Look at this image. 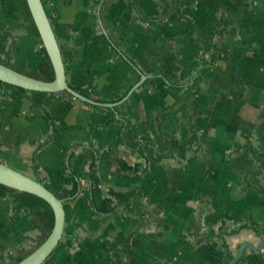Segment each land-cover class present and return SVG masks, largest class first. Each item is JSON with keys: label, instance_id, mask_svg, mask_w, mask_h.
<instances>
[{"label": "crops", "instance_id": "crops-1", "mask_svg": "<svg viewBox=\"0 0 264 264\" xmlns=\"http://www.w3.org/2000/svg\"><path fill=\"white\" fill-rule=\"evenodd\" d=\"M22 3L0 0V57L37 71L41 44ZM43 3L70 86L115 105L0 84V162L58 193L81 185L63 200L76 229L42 264H220L245 242L261 245L264 0H195L174 11L172 0ZM219 29L234 37L211 61L205 46ZM174 72L181 89L166 77ZM168 135L183 154L164 155ZM142 136L151 142L141 151L127 146ZM94 158L103 196L138 189L155 218L95 209ZM35 225L0 191V263L35 244ZM237 264H264V247H246Z\"/></svg>", "mask_w": 264, "mask_h": 264}, {"label": "trees", "instance_id": "trees-1", "mask_svg": "<svg viewBox=\"0 0 264 264\" xmlns=\"http://www.w3.org/2000/svg\"><path fill=\"white\" fill-rule=\"evenodd\" d=\"M22 1H23L22 7L24 11V20L27 23L32 25L34 34L38 38L41 44L40 51L42 55H41L38 70L31 71V70H28L25 66L17 65L13 63L11 59V55L9 54H7L5 57H0V62L13 69H16L17 71L27 74L29 76L38 78L43 81H52L55 78V71H54L53 64L47 54L46 49L43 46L42 39L40 37L39 31L36 27V24L29 10L28 4L26 0H22ZM194 2L195 0H172V11L179 10L181 9V7L186 6V5H192L194 4ZM46 11H47V8H46ZM217 32L219 35V39L216 40L215 42L207 43L205 46V52H209L211 61H213L214 58L218 55L219 51L224 46V44L228 40L234 37V32L231 30L227 31L224 29H219ZM166 77L169 80L170 86L172 87V89L177 90V89L182 88V85H180L179 76L177 73L175 72L171 73L167 75ZM201 79H202V76L198 75L194 79V82L190 85V87L196 88L197 84L200 82ZM0 84L3 87L18 89L19 91H22L25 93L31 92V90H28V89H25V88H22V87H19V86H16V85H13L7 82L0 81ZM73 88L79 91L80 93H82L83 95L89 98H92L88 89H77L75 87ZM45 93H48V92H45ZM62 93L66 94L67 96L73 99V96L67 91H62ZM76 100L80 101L79 99H76ZM35 103L38 104L39 106L41 105L40 101H35ZM83 103L89 105V103L87 102H83ZM168 137L170 140V144L168 146V151L164 155L172 154L175 152H179L180 154H183L184 151L179 149L178 140L169 135ZM146 142L147 143L151 142V139L148 137L142 136L141 138H138L135 141L128 142L126 144L130 149L141 151L143 144ZM259 158L262 162V165L264 166V160L261 157ZM118 164L120 165V167L124 166L125 171L126 170L132 171V168L127 167L122 160H120ZM35 170L37 171V168H35ZM88 180L91 185V194H92L91 204L95 209L99 211L111 210L117 206H120L124 211L128 213H135L141 216L147 215L148 217L150 216L153 219L155 218L157 212L159 211V209L157 210L150 209L149 202L143 199V194L138 189H133V190L126 191V192L111 191L109 193V196L107 197L103 196V193L100 187V181L97 175V166H96L95 158L93 159L91 166H90V174H89ZM80 186L81 185L78 184L77 186H75L73 190L69 192L58 193L53 190L52 192L58 198L65 200L68 196L74 195V193L77 192ZM0 191H3L7 196L10 197L12 204H13V209L15 211L25 210L29 212L30 214H32V216L36 219L35 227L39 232L38 236L36 237L35 244L29 250L21 253L17 258L13 260L0 263V264H15L16 262L28 256L31 252H33L36 248H38L47 239V237L51 233L53 226H54V212H53L51 205L45 199L31 192L9 187L2 183H0ZM75 229H76L75 225L73 226V225L65 224L63 237L70 236L71 234H73ZM261 233L264 234V230H262ZM225 247L226 249H228L227 245H225ZM231 258H232V254L228 253L226 259L222 261L220 264H227L231 260Z\"/></svg>", "mask_w": 264, "mask_h": 264}, {"label": "water", "instance_id": "water-1", "mask_svg": "<svg viewBox=\"0 0 264 264\" xmlns=\"http://www.w3.org/2000/svg\"><path fill=\"white\" fill-rule=\"evenodd\" d=\"M33 20L39 31L44 48L53 64L55 78L52 81H43L24 74L0 62V81L7 82L31 91L56 93L67 91L74 99L94 105L113 107L115 103H101L91 99L75 90L67 81L66 68L61 53L60 45L53 30L50 17L42 0H26ZM142 82H138L131 90H134ZM0 183L19 190L31 192L45 199L54 212V226L47 239L33 252L15 264H42L60 243L64 235L66 224L64 201L58 198L51 189L42 181L27 175L5 163L0 162ZM246 247L261 249L264 247V239L261 245L254 247L245 242L241 245L238 253L227 264H237Z\"/></svg>", "mask_w": 264, "mask_h": 264}]
</instances>
